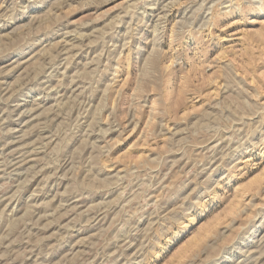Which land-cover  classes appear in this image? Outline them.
Wrapping results in <instances>:
<instances>
[{
	"label": "rangeland",
	"instance_id": "374dc122",
	"mask_svg": "<svg viewBox=\"0 0 264 264\" xmlns=\"http://www.w3.org/2000/svg\"><path fill=\"white\" fill-rule=\"evenodd\" d=\"M0 264H264V0H0Z\"/></svg>",
	"mask_w": 264,
	"mask_h": 264
}]
</instances>
